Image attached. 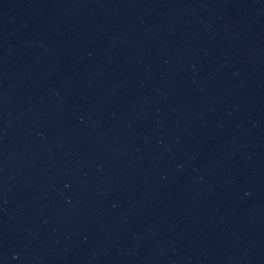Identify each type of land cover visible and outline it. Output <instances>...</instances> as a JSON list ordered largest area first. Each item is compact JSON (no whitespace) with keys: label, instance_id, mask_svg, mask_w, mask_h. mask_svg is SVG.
<instances>
[{"label":"water","instance_id":"1","mask_svg":"<svg viewBox=\"0 0 264 264\" xmlns=\"http://www.w3.org/2000/svg\"><path fill=\"white\" fill-rule=\"evenodd\" d=\"M0 264H264V0H0Z\"/></svg>","mask_w":264,"mask_h":264}]
</instances>
